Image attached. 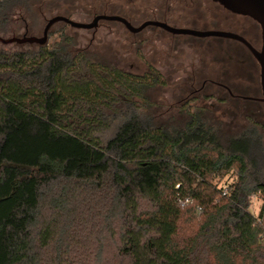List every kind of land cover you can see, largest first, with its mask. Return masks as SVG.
I'll return each instance as SVG.
<instances>
[{"label":"trees","instance_id":"trees-1","mask_svg":"<svg viewBox=\"0 0 264 264\" xmlns=\"http://www.w3.org/2000/svg\"><path fill=\"white\" fill-rule=\"evenodd\" d=\"M28 3L0 0V29ZM53 36L0 46V264H264L256 126L224 140L197 106L160 125L158 70Z\"/></svg>","mask_w":264,"mask_h":264},{"label":"flooded vegetation","instance_id":"flooded-vegetation-1","mask_svg":"<svg viewBox=\"0 0 264 264\" xmlns=\"http://www.w3.org/2000/svg\"><path fill=\"white\" fill-rule=\"evenodd\" d=\"M165 1L168 5L164 11L161 8L153 11L151 16L144 19L140 24H136L130 14L115 12L110 15H120L135 27H139L147 21H161L175 27L200 29L197 27L201 25L203 28L200 30L229 31L243 36L255 49H262L261 27L249 17L231 13L212 0H156L157 3H165ZM211 4L222 9L224 13L219 12V9L216 11L211 8ZM180 8L182 13H180ZM186 11L194 15L191 17L185 16L183 12ZM211 24L212 28L210 27ZM123 25L126 27L125 24ZM158 29L170 34L171 37L169 39L165 38L163 33L157 31ZM25 32L28 33L27 28ZM132 33L147 35L144 39L146 43L152 44L154 41L159 40L165 44L162 48H153L152 53L155 52L152 60L150 64L146 65V71L142 74L148 73L150 67H153L159 71L161 77L167 83L166 85H158L156 88L174 84L170 91L175 101L160 116L158 115L159 117L162 118L168 115V112L177 106L178 111L184 109L185 113L180 115L187 118L192 107L197 106L206 111V107H209L207 106V100L214 99L219 101V104H211L210 106L213 109H219L222 117H230L222 125L228 127L235 125L246 128L250 125L263 127L256 123V120L248 119L245 112L249 109L247 103L262 102L260 100L262 97L260 65L247 44L225 37L186 35L190 38L182 40L177 37L183 34H173L162 27L154 25H147L142 30ZM207 39H215L216 42H210ZM258 81L261 89L260 97L257 96ZM257 110L259 109L251 111L250 115H256ZM177 115L179 114L177 113ZM239 115L244 118L243 121L237 122L235 118ZM205 116L210 117L207 114ZM213 118L218 119L215 114ZM164 124L163 121L160 123V125Z\"/></svg>","mask_w":264,"mask_h":264},{"label":"rangeland","instance_id":"rangeland-1","mask_svg":"<svg viewBox=\"0 0 264 264\" xmlns=\"http://www.w3.org/2000/svg\"><path fill=\"white\" fill-rule=\"evenodd\" d=\"M167 5L166 1L165 3H157L156 0H29L25 8L14 11L8 26L0 29V35L3 37L22 36L27 28L28 34L41 36L47 20L55 15H64L79 22H90L95 15L102 13L114 14L116 12L130 14L133 16L134 22L140 24L144 19L150 17L153 11L159 10L160 8L164 11ZM211 8L216 11L219 9L214 4H211ZM218 11L224 13L222 9ZM180 13H182V9ZM183 14L188 17L194 15L187 11L183 12ZM210 27L212 28V24ZM197 28L202 29L203 26L198 25ZM51 31L54 33L52 40L55 41L60 40L62 34L72 37L74 39L73 49L75 52H86L97 60L135 74L145 73L146 65L150 64L155 52L152 53L153 48H162L165 46L159 40L154 41L152 44L144 42L147 35L141 33L134 34L117 21H100V25L96 29H80L71 27L65 23H57L52 27ZM157 31L163 33L167 39L171 37L170 34L160 29ZM177 38L184 40L190 37L181 35ZM207 40L216 42L215 39ZM18 45L17 43L9 45L0 43V46L8 49L17 48ZM22 46L26 48L29 44H23ZM257 85L259 86L257 96L260 97L261 89L259 81ZM171 87H174V84H168L162 88L155 87L149 92L151 102L153 103L152 110L158 119V123L163 121L165 124H184L189 117L187 116L185 118L183 115H180L185 113V111L184 109L178 111L177 106L175 109H171L168 115L162 118L159 117L175 101L170 91ZM207 102V106L209 107H206L205 114L209 115L218 124L217 129L222 139L226 140L229 137L239 135L248 128L235 125L232 127L222 125L230 117H222L219 109H213L210 106L211 104H219V101L211 99L207 100ZM247 104H249V109L245 111L246 115H248L247 118L250 120L254 119L257 121L256 123L263 126L256 127L258 130L257 134L260 137V144H256L255 142L250 143L251 154L256 158L258 163L264 164V103L249 102ZM257 108L259 109L257 110V114L254 116L250 115L251 111H255ZM214 114L217 115L218 119L215 120L213 118ZM243 118L242 115H239L235 120L239 122L243 121ZM230 179L231 175H228L223 181L226 182V180ZM262 204L263 201L261 199L253 197L251 210L258 215Z\"/></svg>","mask_w":264,"mask_h":264},{"label":"water","instance_id":"water-1","mask_svg":"<svg viewBox=\"0 0 264 264\" xmlns=\"http://www.w3.org/2000/svg\"><path fill=\"white\" fill-rule=\"evenodd\" d=\"M213 2L219 4L227 11L243 15L253 19L261 27L263 46L261 50L255 49L243 36L223 30H200L186 27H175L171 26L165 22L161 21H147L135 27L129 22L126 18L120 15H110V14H98L90 22H79L73 20L64 15H55L47 20V23L43 29V34L41 36L30 35L25 32L22 36H12V37H3L0 35V43L4 45H9L13 43L17 44H38L46 45L49 41V32L52 27L57 23H65L74 28L80 29H96L99 26V22L103 20L111 21H120L126 25V27L132 32H138L142 30L147 25H154L164 28L165 30L173 34H183V35H192L196 37H225L232 38L247 44L253 55L257 59L260 65V82L262 89V97L260 100L264 103V0H212Z\"/></svg>","mask_w":264,"mask_h":264}]
</instances>
